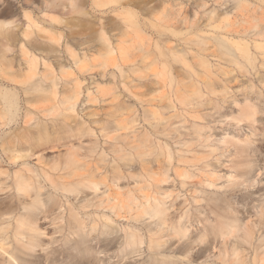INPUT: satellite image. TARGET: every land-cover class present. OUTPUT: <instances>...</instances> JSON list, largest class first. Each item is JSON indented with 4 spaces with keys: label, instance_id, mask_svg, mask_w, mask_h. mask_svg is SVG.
<instances>
[{
    "label": "rangeland",
    "instance_id": "374dc122",
    "mask_svg": "<svg viewBox=\"0 0 264 264\" xmlns=\"http://www.w3.org/2000/svg\"><path fill=\"white\" fill-rule=\"evenodd\" d=\"M44 1L52 0H0V20H14L10 28L15 34L5 52L11 62H3L13 69L10 75L14 80H0L1 89L17 92L18 107L30 110L57 139L54 145L31 150L17 163L26 160L36 172L46 169L52 175L64 174L49 167L57 162L59 167L63 165L62 157L74 148L99 178L106 176L103 181L107 186L89 191V198L93 203L105 198L107 204L100 210L89 207L84 221L87 229L95 226L94 230L83 239L69 236L68 245V229H60L59 220L54 223L48 217L39 221L47 250L74 246L62 255L58 253L54 263L40 258V264H241L233 262L232 236L225 238L228 244L223 246V238L201 229L203 224L210 227L208 221L217 224L220 215L264 223V65L261 55L253 62L254 67L246 60L235 64L229 54H220L215 36L224 34L228 22L264 25V0H242L243 9L236 6L237 0H142L147 11L125 0H102V6L86 0L81 7L83 14L68 12L67 7L50 10L43 6ZM200 1H205V6L197 7ZM179 7L187 13L186 23L162 17L167 9ZM128 9L135 12L140 27L137 34L125 18ZM210 9H214L215 18L208 22ZM194 18L201 24L199 31L191 28ZM166 24L174 29L166 28ZM26 30L31 33L28 37ZM60 31L65 37L58 42ZM102 31L112 45L125 46L129 52L116 63L108 61L105 67L99 54L104 45ZM195 39L208 41L207 48ZM33 41L40 49H33ZM214 42L216 46H212ZM139 43H143L141 48ZM215 47L218 49L213 50ZM25 50L38 58L40 74L52 68L61 93L79 83L74 110L46 115L48 111H41L43 103L33 102L32 106L24 99L21 87L27 84L20 80L26 73ZM172 51L175 55L185 52V59ZM198 54L206 66L198 61ZM115 56L119 52L115 51ZM40 81L42 86L50 82ZM197 89L199 93H194ZM178 96L189 103L181 102ZM246 96L262 108L252 125L233 118ZM123 121L127 127L117 129V123ZM16 122L10 128L0 127V138L36 133L34 126ZM246 139L251 140V153L248 180L243 181L237 150ZM6 159L5 154L0 156V170L6 169L11 175L20 166L11 167ZM117 164L119 177L113 181L112 170ZM134 171L136 179L130 176ZM42 180L49 185V180ZM131 193L142 205L137 222L127 206L120 209L130 203ZM5 195L0 192V197ZM147 198L165 206L168 216L163 226L143 214ZM179 220L187 226L189 248H177L179 235L172 226ZM262 231L264 228L256 235ZM126 232L142 236L140 251L124 247ZM257 242V236L250 243L241 238L235 242L238 255L245 260L242 264H264L253 262Z\"/></svg>",
    "mask_w": 264,
    "mask_h": 264
},
{
    "label": "bare ground",
    "instance_id": "6f19581e",
    "mask_svg": "<svg viewBox=\"0 0 264 264\" xmlns=\"http://www.w3.org/2000/svg\"><path fill=\"white\" fill-rule=\"evenodd\" d=\"M85 1L86 0H68L67 2V0H52L49 2L44 1L43 6L50 10H52V8H59V10H61L60 8L67 7L66 9L68 12L77 11L82 13L85 12L81 8ZM101 1L102 0H94L93 3L98 6L104 2ZM106 2L103 4L105 5ZM125 2L128 5L139 6L142 10H148V6L142 0H125ZM205 4V1H200L197 3V7H203ZM240 4H242V0H237L236 6L239 5L240 7ZM181 8L182 7H179L174 11L167 9L162 17L166 21L169 19H176L178 22L186 23V21H188V16ZM240 8L243 9L244 7ZM196 12L197 10L194 11V16H196ZM207 13L208 22L211 19L213 21L215 18L214 9H210ZM26 15L29 19L32 18L29 14ZM134 15L135 12L128 9L125 18L129 20L131 23L130 25L134 27V32L137 34L140 32V27L136 23ZM195 18L191 21V28L193 31H199L198 29L201 27V24L197 19L195 20ZM58 20L61 22L63 21L62 18H58ZM13 23L14 20H0V56L2 57L0 62V80H14V77L10 75L13 69L8 65H3V62L6 64L11 62L6 58L5 52L9 48L8 42L14 41L15 39L14 30L10 28V25ZM27 26L29 27L30 24ZM165 27L171 29L168 24H166ZM173 29L174 28L171 30ZM224 29L225 31L222 36H215L220 48L218 49L215 47L213 50L218 49L220 54H229L231 56L230 61L235 64H242V61L246 60V62H249L247 64L251 62L253 67V62L257 60L258 55H261L263 59L261 65H264V25L252 24L249 26H239L234 25V22H228ZM30 34L29 31H24L26 37ZM62 37H65V33L60 31L57 34L56 40L60 42L59 40L62 39ZM101 39L104 45L100 49L99 54L103 57V67L109 64L108 61L116 63L117 59H121L123 54L129 53L125 50V46H120L119 44L112 45L104 31H102ZM195 40H199V43L205 45L204 48L201 46L203 49L207 48L208 41H201L202 39ZM142 46L143 43H139V47L141 48ZM212 46H216L215 42ZM32 47L34 50L40 49V46L34 41ZM170 48L172 49L173 47ZM69 49L70 48H68V50ZM178 50L182 51V49ZM115 51L119 52V56H115ZM25 53L27 54L24 59L26 61V73L24 79L20 80V82L27 84L26 87H21L24 99L32 106L35 105L33 102L43 103L41 104V111H48L46 115H61L64 114L63 111L66 109L74 110L78 94L80 93L78 88L79 83H74V86L69 92L61 93L58 90V80L52 68L48 67L50 69L48 73L40 74L38 71V58L35 57L32 52L29 54L30 52L27 50H25ZM72 53L74 54V52ZM174 53L175 52L172 51L173 55H175ZM184 53L185 52L178 53V56H175L179 57L180 55V57L185 59ZM197 58L203 66H206V61H204L199 54ZM40 80L44 82L49 80L50 82L47 86H42ZM207 85L210 86L211 83L208 81ZM1 88L0 86V97L3 101L0 102V127L4 128L7 126L10 128L14 126L18 120L21 121V126L25 127V125H30L36 128V133H23L20 137L14 135L13 138H6L4 140L2 137L0 138V156L5 154L8 165L13 167L19 165L17 160L28 157L31 150L39 146H46L47 144L54 145L56 143L53 142L57 141V139H54L52 135H50L46 124L39 121L37 117L32 116L30 110L26 111L22 110L21 106L18 107L17 92H11L5 88L2 90ZM30 90H32V92ZM39 90L41 93L36 94L35 91ZM194 93H199V90H194ZM178 98L183 103H189L185 97L180 98L178 96ZM261 109V106L255 102L251 96H246L240 110L233 118L238 122L248 121L249 124L252 125V122L257 118V114L262 111ZM122 127H127L126 121L117 123V129ZM250 144L251 140L246 139L237 150V153L241 156L238 163L242 167L239 175L244 178L243 181L248 180L247 176L250 166L249 155L251 153ZM79 155L80 153L74 148H70L62 157L64 160L63 165L59 167L60 162H57L52 167H49L54 171L61 170L62 173L65 172L64 174L52 175V173L46 169H43L42 172H36L34 168L28 165L29 163L26 160H22L19 169L11 175L6 169L3 171L0 170V192L7 193V195L0 197V264H40V258H42V261L45 263L48 261L49 263H54L58 253L62 255L67 249H72L74 247L73 245L70 247L62 246L60 249L53 248L47 250L44 247V242L42 240L44 232L39 222L42 219L49 217L54 220V223H56V220H59L60 224L58 227L60 229H68V238L65 245H68L67 242L70 241L69 236H72V240L76 239L75 235L83 239L90 231L94 230L95 226L87 229L84 215H89V207L95 206L94 210H100L101 207H105L107 201L105 198H100L98 203L91 202L89 191L97 192L100 185L107 186L103 181L106 176H103V180L102 177L99 178L94 170H90L89 166H86V163L80 160ZM100 159L105 160L102 156H100ZM245 166L246 168L244 169ZM118 169V164L113 167V181H117L119 177ZM130 176L136 179L137 173L135 171L130 172ZM42 178L44 180H49V185L43 182ZM97 196L98 195H96V197ZM150 201L151 200L147 198V205L143 207V214L148 215L150 218H154L158 225L163 226L168 216L165 206L160 204L157 200H154L153 203H150ZM140 205L141 203L138 201L137 196L131 193L130 203L122 204L120 209L127 206L133 221L137 222L138 216L141 215ZM111 207L115 208V206ZM223 218H227L228 220H224ZM208 224H210V227L203 224L201 232H213L215 237L223 238V246L228 244L225 238L232 236L230 245L235 255L233 262H239L241 264L244 263L245 260L238 255L235 242L241 238V240L250 243L251 239L257 236L258 242L255 245L254 252L258 255L254 253L253 262H264V231L256 235V231L260 228H264V223L261 220L258 224L255 221L242 222L236 217L220 215V221H217V224L213 225L210 221H208ZM105 225L107 226V224ZM172 228L175 233L179 235L177 240L179 246L177 248L180 246L189 248L190 237H187L186 224L179 220L176 226H172ZM108 230L105 231L107 232ZM162 230L163 228L160 227V231ZM123 242L124 247H130L132 250L140 251V244L143 240L142 236L135 232H126L123 237ZM169 249L172 251L173 247Z\"/></svg>",
    "mask_w": 264,
    "mask_h": 264
}]
</instances>
